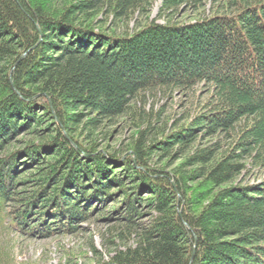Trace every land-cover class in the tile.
<instances>
[{"label":"trees","instance_id":"trees-1","mask_svg":"<svg viewBox=\"0 0 264 264\" xmlns=\"http://www.w3.org/2000/svg\"><path fill=\"white\" fill-rule=\"evenodd\" d=\"M155 1L0 0V229L99 221L91 264H264V0Z\"/></svg>","mask_w":264,"mask_h":264},{"label":"rangeland","instance_id":"rangeland-1","mask_svg":"<svg viewBox=\"0 0 264 264\" xmlns=\"http://www.w3.org/2000/svg\"><path fill=\"white\" fill-rule=\"evenodd\" d=\"M161 0H156L150 11V18L156 16ZM131 24L128 25L130 27ZM198 91L188 99L175 97L168 100L166 109L171 118L180 117L183 110L193 112L198 104ZM149 99L148 103H151ZM163 100L159 104H163ZM122 134L120 139H127L128 135ZM261 175L253 172L244 177L245 182H253ZM102 226L99 221H90L81 225V228L70 234H59L49 238L29 239L26 236L0 229V264H91L93 247L103 255L107 250L102 245L100 233Z\"/></svg>","mask_w":264,"mask_h":264},{"label":"water","instance_id":"water-1","mask_svg":"<svg viewBox=\"0 0 264 264\" xmlns=\"http://www.w3.org/2000/svg\"><path fill=\"white\" fill-rule=\"evenodd\" d=\"M179 216L181 215L180 211H178ZM194 247V246H193ZM194 249V248H193Z\"/></svg>","mask_w":264,"mask_h":264}]
</instances>
